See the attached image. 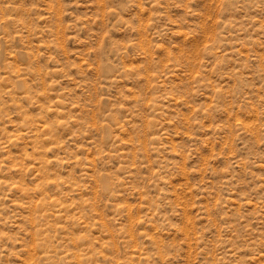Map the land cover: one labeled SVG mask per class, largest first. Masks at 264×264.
Wrapping results in <instances>:
<instances>
[{"label": "rangeland", "instance_id": "rangeland-1", "mask_svg": "<svg viewBox=\"0 0 264 264\" xmlns=\"http://www.w3.org/2000/svg\"><path fill=\"white\" fill-rule=\"evenodd\" d=\"M0 264H264V0H0Z\"/></svg>", "mask_w": 264, "mask_h": 264}]
</instances>
